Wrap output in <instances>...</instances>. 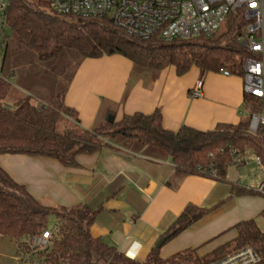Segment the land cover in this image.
Here are the masks:
<instances>
[{
  "label": "trees",
  "instance_id": "obj_1",
  "mask_svg": "<svg viewBox=\"0 0 264 264\" xmlns=\"http://www.w3.org/2000/svg\"><path fill=\"white\" fill-rule=\"evenodd\" d=\"M246 24L240 14H232L223 33L220 31L210 38L166 42L157 37L149 40L130 37L110 21L58 16L52 13L45 0H10L7 12V25L12 34L42 62L56 60L66 50L74 51L80 60L121 55L132 61L135 74L149 72L157 76L172 66L183 76L196 67L201 80L209 73H220L224 69L233 75L243 74L248 52L240 41ZM11 90L10 79L0 74V155L52 158L65 166L75 167L78 155L97 153L106 141H136L172 158L177 172L176 187L189 175L226 181L235 151L244 155L252 150L264 163V138L260 133L250 132L252 115L261 110L262 104L251 97H245L246 115L239 124H219L211 131L188 126L177 132L168 131L163 126L160 110L151 115H125L119 122L109 113L102 126L90 131L80 126L75 110L66 106L64 93L38 101L31 97L12 108L4 104ZM109 118L114 120L110 122ZM199 168L206 173H201ZM232 194L253 196L260 193L233 186ZM213 212L215 210L187 205L141 263L92 236L91 227L98 211L88 205L74 208L47 205L0 167V238L14 240L18 254L24 240L51 229L55 239L44 254L47 264H213L248 246L264 259V232L255 220L234 226L231 230L237 232L236 238L209 255L199 256L198 249H188L170 258H161L160 251L165 244ZM51 216L56 217L52 228L48 226ZM164 238L163 246L158 248Z\"/></svg>",
  "mask_w": 264,
  "mask_h": 264
},
{
  "label": "crops",
  "instance_id": "obj_2",
  "mask_svg": "<svg viewBox=\"0 0 264 264\" xmlns=\"http://www.w3.org/2000/svg\"><path fill=\"white\" fill-rule=\"evenodd\" d=\"M16 70L13 67L14 78ZM199 80L196 67L183 76L172 66L152 76L135 74L132 61L121 55L84 59L64 93L65 104L90 131L102 126L109 113L119 122L125 115H151L156 110L162 113L164 128L172 132L183 126L211 131L219 124H239L246 115L242 77L209 73L203 80V96L194 98ZM76 162L68 167L52 158L0 155V167L36 199L51 206L88 205L98 211L92 236L141 263L189 204L215 212L165 244L162 259L188 249L209 255L236 238L231 229L242 221L255 220L262 230L264 195L234 196L232 187L257 191L263 177L243 184L228 170L226 181L189 175L176 187L172 158L130 140L106 141L100 151L80 154Z\"/></svg>",
  "mask_w": 264,
  "mask_h": 264
},
{
  "label": "built area",
  "instance_id": "obj_3",
  "mask_svg": "<svg viewBox=\"0 0 264 264\" xmlns=\"http://www.w3.org/2000/svg\"><path fill=\"white\" fill-rule=\"evenodd\" d=\"M52 13L81 20L110 21L126 35L149 40L159 38L169 42L191 40L218 34L232 14H240L246 21L241 45L248 52L243 74L245 97L262 104L252 115L250 132L264 138V0H45ZM10 0L0 2V50L9 44L7 12ZM2 66L0 67V71ZM233 75L228 70L220 72ZM204 81L199 80L192 92L194 98L203 96ZM233 167H242L249 156L234 152ZM259 167H264L256 155ZM201 173L205 170L199 168ZM217 177V174H213ZM264 195V183L257 190ZM55 235L51 229L24 240L19 248V264H47L45 253L51 249ZM213 264H264V259L252 248L244 247Z\"/></svg>",
  "mask_w": 264,
  "mask_h": 264
},
{
  "label": "rangeland",
  "instance_id": "obj_4",
  "mask_svg": "<svg viewBox=\"0 0 264 264\" xmlns=\"http://www.w3.org/2000/svg\"><path fill=\"white\" fill-rule=\"evenodd\" d=\"M224 26L220 30L221 33L224 31ZM7 32L10 37L9 49L0 50V67L4 68L0 74L10 79L12 90L4 104L15 108L31 97L34 101H38L40 98L52 99L65 93L80 62V57L74 51L66 50L58 59L42 62L35 52L28 49L12 34L9 28ZM13 67L18 68L15 78L11 76ZM244 155L250 156L249 163L238 168L231 166L229 176L235 181H239L241 177L243 184L248 180L257 182L260 177L264 178V168H259L255 157L252 156L253 151L247 150ZM55 224L56 217L51 216L48 226L52 228ZM261 228L264 231V219H262ZM17 251V244L14 240L0 238V264H19Z\"/></svg>",
  "mask_w": 264,
  "mask_h": 264
},
{
  "label": "water",
  "instance_id": "obj_5",
  "mask_svg": "<svg viewBox=\"0 0 264 264\" xmlns=\"http://www.w3.org/2000/svg\"><path fill=\"white\" fill-rule=\"evenodd\" d=\"M114 119L113 118H109V121L112 122ZM166 238H164L158 245V248H161L165 242Z\"/></svg>",
  "mask_w": 264,
  "mask_h": 264
}]
</instances>
